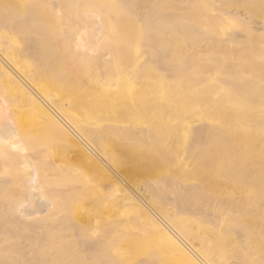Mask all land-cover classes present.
Instances as JSON below:
<instances>
[{
  "label": "rangeland",
  "instance_id": "1",
  "mask_svg": "<svg viewBox=\"0 0 264 264\" xmlns=\"http://www.w3.org/2000/svg\"><path fill=\"white\" fill-rule=\"evenodd\" d=\"M246 1L90 0V9L109 29L100 48L113 50L116 79L123 78L131 61L139 66L144 62L138 70L134 66L133 75L141 74L145 65L146 71L133 94L126 97L115 87L112 98L86 108L81 118L85 124L98 120L105 156L122 163L126 179L154 181L152 200L161 206L171 204L181 219L190 223L210 219L211 227L216 226L220 217L212 218L214 204L227 203L225 213L230 209L236 213L222 216L221 227L238 245L236 261L259 264L264 258V33L249 28L255 21L264 24V0ZM231 34L238 44L224 42L222 38ZM59 40L50 37L49 47L56 51ZM238 76L248 82H226ZM56 90L72 98L78 92L72 86ZM174 109L190 114L187 121L204 126L201 137L192 141L186 120L175 122L165 115ZM43 144L45 150L61 154L56 143L44 138ZM34 161L37 170L52 173L39 190L53 206L41 217L47 224L54 221L57 229L72 212L88 209L87 199L67 200L62 195L79 173L66 174V165L58 158L52 165L43 163L41 156ZM18 198L16 184L0 196V264H68L70 252L89 242L107 241L120 228L129 233L119 236L113 247L105 246L104 252L162 260L159 246L125 213L109 224L99 219L95 232L61 238L54 226L34 232L21 228L16 219L9 221L8 203Z\"/></svg>",
  "mask_w": 264,
  "mask_h": 264
},
{
  "label": "bare ground",
  "instance_id": "2",
  "mask_svg": "<svg viewBox=\"0 0 264 264\" xmlns=\"http://www.w3.org/2000/svg\"><path fill=\"white\" fill-rule=\"evenodd\" d=\"M89 1L0 0V196L15 184L19 196L15 202L8 203L9 221L16 219L21 228L34 232L53 228L54 221L48 225L41 218L53 207L52 203L39 192L42 185L50 181L52 173L37 170L34 157L41 156L43 163L50 161V165L58 158L65 163L66 174H80L77 180L75 176L74 185L63 188L65 191L61 194L67 200L74 196L73 199L78 197L90 202L88 209L76 215L71 211L70 220L59 221L57 229L54 226L63 236L60 235L61 238L95 232L99 219L109 224L117 215L125 213L134 225L145 231L152 243L159 246L163 255V261H158L147 256L104 252L105 246L113 247L119 236L129 233L128 229L120 228L107 241L89 242L80 250L70 252L68 264H150L151 260L153 264H247L244 260L236 261L238 245L221 227L222 216L236 213L233 209L225 213L227 203L214 204L212 218L220 217L216 226L211 227L210 219L192 223L181 219L171 204L161 206L152 200L151 195L157 190L154 181L149 178L146 181L127 180L122 163L105 156L98 120L82 122L84 110L112 98L115 87L122 88L126 97L133 94L146 71L145 65L142 72L139 70L141 74L133 75L144 62L139 66L131 61L123 78L116 79L113 50L100 48L104 32L109 29L99 14L90 9ZM212 6L215 8L216 4ZM254 24L249 31L264 33V24L257 21ZM52 36L60 38L56 51L49 47ZM226 38V35L222 38L224 42L239 43L235 35ZM57 57L64 62L57 63ZM51 77L53 82L48 81ZM244 78L238 76L226 82L244 85L248 80ZM66 86L77 87L75 98L57 92L58 87L64 89ZM165 115L175 122L187 121L186 116H190L179 109L167 111ZM195 122L187 121L192 141L201 137L204 129L201 123ZM44 138L56 143L61 154L45 150ZM175 160L178 162L180 158ZM259 210L260 206L256 207V211ZM259 264H264V258Z\"/></svg>",
  "mask_w": 264,
  "mask_h": 264
}]
</instances>
